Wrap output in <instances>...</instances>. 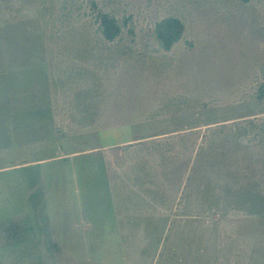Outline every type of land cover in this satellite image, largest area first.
<instances>
[{
	"label": "rangeland",
	"instance_id": "374dc122",
	"mask_svg": "<svg viewBox=\"0 0 264 264\" xmlns=\"http://www.w3.org/2000/svg\"><path fill=\"white\" fill-rule=\"evenodd\" d=\"M0 264H264V0H0Z\"/></svg>",
	"mask_w": 264,
	"mask_h": 264
},
{
	"label": "trees",
	"instance_id": "16d2710c",
	"mask_svg": "<svg viewBox=\"0 0 264 264\" xmlns=\"http://www.w3.org/2000/svg\"><path fill=\"white\" fill-rule=\"evenodd\" d=\"M97 18L103 39L107 42L114 41L120 35L119 25L107 14L99 13ZM183 32V23L174 17L162 19L155 26L156 40L164 51H169L176 43H178Z\"/></svg>",
	"mask_w": 264,
	"mask_h": 264
}]
</instances>
